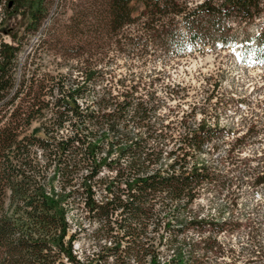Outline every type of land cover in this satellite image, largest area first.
Segmentation results:
<instances>
[{
    "label": "trees",
    "instance_id": "16d2710c",
    "mask_svg": "<svg viewBox=\"0 0 264 264\" xmlns=\"http://www.w3.org/2000/svg\"><path fill=\"white\" fill-rule=\"evenodd\" d=\"M53 1L0 0V264H203L222 253L221 234L242 227L257 247L248 253L260 254L262 225L235 220L233 207L243 186L264 190V140H252L264 134V101L241 100L247 128L230 139L236 132L221 116L235 99L217 85L202 101L146 89L154 79L114 90L107 56L126 44L118 38L138 8L144 52L158 45L181 57L244 44L236 24L263 16L264 0H94L103 25H80V12L77 25L48 26L21 64L23 39L40 30ZM20 12L22 33H12L7 23ZM11 33L16 44L3 38ZM106 36L117 39L104 46ZM256 44L259 54L264 28ZM43 55L75 64L43 71ZM219 196L217 217L194 210L199 198ZM81 235L93 238L92 252L76 250Z\"/></svg>",
    "mask_w": 264,
    "mask_h": 264
},
{
    "label": "rangeland",
    "instance_id": "374dc122",
    "mask_svg": "<svg viewBox=\"0 0 264 264\" xmlns=\"http://www.w3.org/2000/svg\"><path fill=\"white\" fill-rule=\"evenodd\" d=\"M93 2L94 0H54L50 8V14L40 30L27 34L23 39L19 55L20 63L24 64L28 54L36 47L40 37L47 31L48 26L55 25V27L62 28L63 25H77L73 17L80 12L84 14L82 17L84 23L80 25H103L101 24V18L104 13L102 10L94 12ZM139 12L140 8L134 11L135 22L129 24L131 26H126L118 38L122 41L121 43L126 44L113 46L108 52L107 76L112 81L109 87L114 90H128L133 89L136 82L150 84L154 79L153 84L145 86L146 89H156L164 94L171 88H175L181 90L182 94L188 93L186 97L189 101H202L206 91L213 90L217 85V89L224 94V99L228 97L235 99L233 106L230 105L224 109L221 124L227 130L236 132L234 136H230V139L244 135L247 126L243 124V119L248 117L249 107L241 100L245 99L250 105H254L257 99L264 101L263 48H261L259 54L256 53L257 34L264 28V15L247 25H245L246 22L236 24L239 25L240 38L246 39L248 36V40L244 44L240 42L227 48H205L181 57H175L174 52H164L158 45L149 46L147 48L148 54L144 52L145 50L141 45L142 40L136 38V35L142 34L137 25H143L146 16ZM1 16L2 7L0 6V18ZM23 18L24 15L20 12L7 23V25H11L12 33H22ZM12 33L5 35L3 38L7 42L16 44ZM122 34L132 35V39H125ZM116 39L106 36L102 38L101 42L104 46H107L111 41L115 42ZM139 43L140 45H138ZM119 47H122V49L118 50ZM36 63H39L43 71L54 74L58 71L65 72L70 65L75 64L73 60L67 64V61L60 58L56 59L50 55H43L42 58L38 57ZM73 73L77 74V70L74 69ZM118 79L125 80L118 82ZM177 85L180 86L177 87ZM143 87L144 85H139L138 89ZM237 100H240V102ZM183 107L186 109L188 105L185 104ZM260 119L264 122V111H260ZM260 138L264 140V134H259L257 137H253L252 140ZM226 148L227 145H223L220 152H225ZM240 193L233 207L235 209L234 219H238L244 224L246 219L250 217L251 220L262 225V231L256 242L259 245L260 254L256 252L255 255L251 256L248 253L247 248L252 247V240L248 232L242 227L241 230L233 234H221L219 239L223 243L222 253L218 257L207 258L203 264H264V190L252 192L250 187L245 185ZM225 202L224 196L215 197L212 200L201 197L196 201L193 208L206 215L212 214L213 217H217L218 209ZM74 213L79 217L83 216L81 212ZM225 216L227 217L228 214H225ZM83 223L90 230L96 226V224H90L87 219H84ZM73 227L76 226L73 225ZM189 235L195 240L200 239V236L193 231ZM94 243L91 236L81 235L75 243V248L80 255L81 251L85 249L90 253L93 251ZM252 248L257 249L254 246Z\"/></svg>",
    "mask_w": 264,
    "mask_h": 264
}]
</instances>
